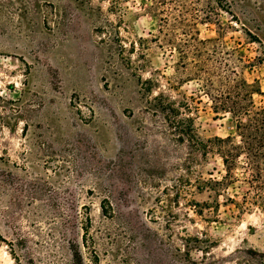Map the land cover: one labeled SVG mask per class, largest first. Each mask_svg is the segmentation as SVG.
<instances>
[{
  "label": "rangeland",
  "instance_id": "obj_1",
  "mask_svg": "<svg viewBox=\"0 0 264 264\" xmlns=\"http://www.w3.org/2000/svg\"><path fill=\"white\" fill-rule=\"evenodd\" d=\"M226 1L210 7L264 92V0ZM158 28L151 0H0V264H264V211L225 204L237 182L215 207L195 184L220 178L219 156L195 153L186 171V144L153 107L186 99L203 139L235 130L195 103L197 83L149 40Z\"/></svg>",
  "mask_w": 264,
  "mask_h": 264
},
{
  "label": "trees",
  "instance_id": "obj_2",
  "mask_svg": "<svg viewBox=\"0 0 264 264\" xmlns=\"http://www.w3.org/2000/svg\"><path fill=\"white\" fill-rule=\"evenodd\" d=\"M212 1L229 12L226 0H151L159 17V28L149 40L165 46L173 57V68L180 82L197 83L199 93L196 99L192 97L195 103H201L205 96L214 113H228L235 119L234 133L203 139L193 118L185 114L191 108L186 99L176 101L159 93L152 98L153 107L163 113L176 140L186 144L189 150L186 171L195 153L204 158L208 154L219 156L224 170L220 178L199 176L195 184L199 192H212L215 207L219 206L221 192L225 193L237 182L244 187L240 199L225 195V204H232L239 212L253 206L264 211V103L254 99L264 92L257 79L249 81L244 75V70L255 64L224 40L225 27L217 18L219 12L210 7ZM204 24H215L220 31L216 36L202 38L199 25ZM144 40L147 38L140 37L139 45ZM147 91L151 93L152 87ZM258 260L264 263V252Z\"/></svg>",
  "mask_w": 264,
  "mask_h": 264
}]
</instances>
